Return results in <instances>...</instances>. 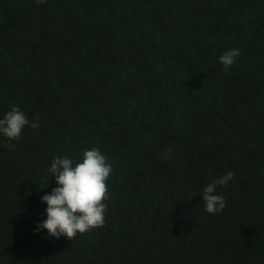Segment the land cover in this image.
<instances>
[{
  "label": "trees",
  "instance_id": "1",
  "mask_svg": "<svg viewBox=\"0 0 264 264\" xmlns=\"http://www.w3.org/2000/svg\"><path fill=\"white\" fill-rule=\"evenodd\" d=\"M13 105L39 128L0 137V264H264V0H0ZM92 147L113 165L104 225L34 231L53 157Z\"/></svg>",
  "mask_w": 264,
  "mask_h": 264
},
{
  "label": "clouds",
  "instance_id": "2",
  "mask_svg": "<svg viewBox=\"0 0 264 264\" xmlns=\"http://www.w3.org/2000/svg\"><path fill=\"white\" fill-rule=\"evenodd\" d=\"M42 3L43 0H37ZM240 55L238 48H230L218 57L222 71L227 73ZM26 127L39 128V119L29 120L26 113L18 106L0 114V137L8 141L5 146L14 147L12 141H18ZM172 149L167 148L162 158H167ZM50 177H55V184L50 193L40 197L46 205L44 216L34 231H44L51 238L65 237L72 240L78 234H84L102 227L105 223V211L110 193L107 180L113 171V165L99 147L85 149L79 159L68 156H55L47 169ZM234 173L227 172L207 183L200 199L208 214H219L226 206V196L218 187L227 185ZM47 180V186L48 181Z\"/></svg>",
  "mask_w": 264,
  "mask_h": 264
}]
</instances>
